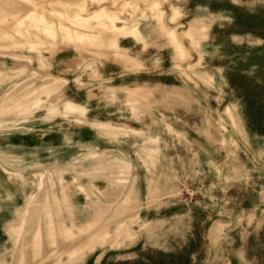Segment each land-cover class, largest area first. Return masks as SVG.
<instances>
[{"label":"rangeland","instance_id":"rangeland-1","mask_svg":"<svg viewBox=\"0 0 264 264\" xmlns=\"http://www.w3.org/2000/svg\"><path fill=\"white\" fill-rule=\"evenodd\" d=\"M260 99L264 0H0V264H264Z\"/></svg>","mask_w":264,"mask_h":264},{"label":"crops","instance_id":"crops-1","mask_svg":"<svg viewBox=\"0 0 264 264\" xmlns=\"http://www.w3.org/2000/svg\"><path fill=\"white\" fill-rule=\"evenodd\" d=\"M255 102L258 103V104H263L264 103V99H260L259 102L256 100ZM247 103L250 105V103L248 101V98H247ZM6 150H8V149H6ZM3 157H5V156H3Z\"/></svg>","mask_w":264,"mask_h":264}]
</instances>
